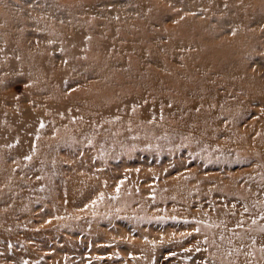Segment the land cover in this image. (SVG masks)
<instances>
[{
	"label": "rangeland",
	"instance_id": "374dc122",
	"mask_svg": "<svg viewBox=\"0 0 264 264\" xmlns=\"http://www.w3.org/2000/svg\"><path fill=\"white\" fill-rule=\"evenodd\" d=\"M262 127L264 0H0V264H259Z\"/></svg>",
	"mask_w": 264,
	"mask_h": 264
},
{
	"label": "bare ground",
	"instance_id": "6f19581e",
	"mask_svg": "<svg viewBox=\"0 0 264 264\" xmlns=\"http://www.w3.org/2000/svg\"><path fill=\"white\" fill-rule=\"evenodd\" d=\"M121 22V21H120ZM173 40H169L171 43L174 41ZM211 45H213V42H209ZM228 43H226L227 45ZM218 43L215 44V46H217ZM214 46V47H215ZM221 52L220 48H214L212 51V62L213 63H218V57H219V53ZM235 64H239V60H235L234 62ZM223 67H219L216 65V67L214 68L215 71H220L222 72L225 77L227 79H229L232 83H238V82H245V83H249L247 85V88L249 89H254V91L260 90L262 88V86L257 85V74L255 72H253L252 70H250L249 65L244 63V65L242 66L243 68H240L239 66H235V68L231 69V68H226V66L224 65H220ZM236 122V120H235ZM229 129V128H228ZM211 132L212 130L215 131V133L212 132V134H210L207 138L205 137V132L201 133L200 138H204V140L206 141L207 145L210 148H215L217 147L219 151L222 152H228V153H232L231 151H233L234 149H238V148H245V149H249V151H252L254 149L258 150V154H259V158H264V127H262L260 129L259 132V136L260 139L257 141V139H255L253 144H246L243 139L244 137L247 135V130L245 129H237V128H233L232 129V135L231 136V143L229 144H220L218 146H214V136L218 135L220 133V131H222L221 129H216V128H212L210 129ZM248 151V152H249ZM246 156H249L248 153H246ZM263 192H260L259 189L251 194H247L245 195V198L247 200V204H245L248 207V211L246 212L247 214H258L261 216V212L264 211V189ZM249 210L254 211V212H249ZM262 221V219H261ZM262 225L264 226V221L262 223ZM257 238L263 240L262 242H264V231L260 232L256 235ZM244 242H247V240H244ZM263 257H264V250L260 251L257 255V262L259 264H263ZM238 264V263H237Z\"/></svg>",
	"mask_w": 264,
	"mask_h": 264
},
{
	"label": "snow or ice",
	"instance_id": "6c2138e0",
	"mask_svg": "<svg viewBox=\"0 0 264 264\" xmlns=\"http://www.w3.org/2000/svg\"><path fill=\"white\" fill-rule=\"evenodd\" d=\"M49 43H51V41H49ZM17 59H18V57H17ZM65 63H67V61H65ZM27 86H28V85H25V87H27ZM18 98H19V97H17V99H18ZM41 127H43V124H41ZM28 158H30V157H26V159H28ZM244 211H245V212L248 211L247 207H245ZM253 223H255V221H253ZM237 226L240 227V226H242V224H239V223H238ZM197 231H199V229H197ZM197 250H199V249H197Z\"/></svg>",
	"mask_w": 264,
	"mask_h": 264
}]
</instances>
